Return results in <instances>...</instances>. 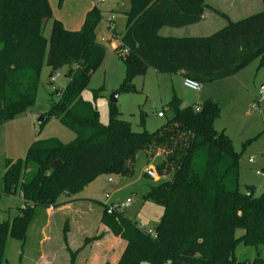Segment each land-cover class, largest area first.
<instances>
[{"label": "trees", "instance_id": "obj_1", "mask_svg": "<svg viewBox=\"0 0 264 264\" xmlns=\"http://www.w3.org/2000/svg\"><path fill=\"white\" fill-rule=\"evenodd\" d=\"M130 4L117 49H128L120 56L126 64L124 91L134 92L133 79L149 68L181 73L202 85L230 78L257 59L264 68V8L233 21L208 6L207 0H130ZM206 9L226 19L225 27L209 36L160 35L163 27L197 23ZM102 19L94 7L80 30L71 31L55 19L49 0H0V124L25 114L36 103L45 65L50 75L69 67V81L56 90L59 99L40 125L55 117L76 134L70 143L54 137L35 140L25 158L5 160L0 198L20 195L24 207L12 222L0 221V264L6 261L10 238L25 245L38 208L62 205V193L76 196L101 174L124 176L139 150L159 148L165 158L156 169L170 178L147 198L164 208L153 234L123 212L114 209L108 214L99 202L103 222L126 243L117 264H264L260 254L252 262L237 256L240 245L264 248V193L256 195L254 185L241 190L244 151H236L230 136L216 129L221 114L217 101L184 107L174 97L168 104L173 114L165 125L154 132H135L121 119L115 103H110L109 122L104 125L94 103L83 99L82 92L105 56L95 30ZM57 160L61 164L51 169ZM75 255L71 252L70 264Z\"/></svg>", "mask_w": 264, "mask_h": 264}, {"label": "rangeland", "instance_id": "obj_2", "mask_svg": "<svg viewBox=\"0 0 264 264\" xmlns=\"http://www.w3.org/2000/svg\"><path fill=\"white\" fill-rule=\"evenodd\" d=\"M88 1L90 0H62V2L61 0H50V4L56 18L67 19L68 21L65 22H72L69 20L70 17L82 16ZM123 1L126 3L127 0ZM110 3L99 4V8L103 11L101 13L103 19L95 29L98 41L105 47L103 63L91 75L90 84L82 92V97L84 100L94 103L99 110L101 123L107 125L111 109L110 98L119 92L120 96L115 105L121 112V119L131 123L135 132L143 129L153 132L165 125L171 117V113L168 112L166 117L159 118L157 112L164 104L159 102L160 99L166 100L168 98L170 79L174 78V75L161 73L160 75L164 76H161L159 80L156 77L137 75L132 81L134 92L122 90L121 87L126 78V64L120 57L124 51L115 50L109 40L111 35L108 26L111 22L108 20L110 18L108 11L110 10L107 9L113 6L115 2ZM123 8H126V5ZM252 12H255L254 7L233 10V20L244 19ZM113 15L114 27H116L119 35L115 38L118 45L120 36L126 30V15L121 6ZM79 21H75L72 28L63 26L71 31L80 30L82 24L78 25ZM226 22L222 16L216 14L212 23L189 26L183 28L184 30L180 33H183L181 34L183 36H209L224 28ZM51 25L52 20L48 21L45 30L48 36L51 33ZM163 28L161 35L165 37L180 35L176 34V31H172V27ZM68 71L69 67H62L50 76L51 69L45 65L40 77L41 84L37 91L36 103L28 109L27 114H22L11 122L0 124V184L5 160L25 158L26 151L34 140L54 137L65 143L74 141L76 134L62 125L55 117L49 118L43 126L40 125L44 113L50 110L52 102L59 99V93H56V90L63 89L67 85L69 81L66 76ZM263 75L264 68L259 67V59H257L243 68L239 75L232 78L231 80L238 86L237 89L241 91L237 94V105H231L228 98H222V101L218 102L221 106V114L217 120L219 129L227 128L228 136H230L235 150L244 151L240 163L241 190L245 191L246 183H254L259 188L257 195L264 193V174L260 176L257 173L260 170V165L264 162V157L259 154L255 162L251 163L249 155L253 152L250 150L253 146L262 147V154L264 155V98L258 101L259 91L254 88ZM51 77L56 78V81H52ZM200 94L196 96L198 99ZM194 102L191 101L189 104L196 106ZM196 102L200 103L198 100ZM141 113H144L145 126L141 123ZM248 140L250 142L242 150L243 144ZM137 155L134 162L130 164L131 171L128 174L124 176L115 173L101 174L76 195L77 197L94 199L91 200L93 204L88 205L86 202H81L72 209L64 212L58 211L51 218V221L46 219V216L42 217L47 209L38 208L37 214H35L36 216L28 229L25 245L22 247L21 241L9 239L5 250L6 261L4 264H70L71 252H76L73 264H117L125 249L123 248L125 241L121 236L113 233L111 228L103 222L104 208L98 201L119 206L125 203L126 198H130L132 202L122 209L124 214L137 221L138 224L142 223L145 226L144 229H151V231L159 223L164 210L163 206L147 200L150 190L164 179L150 178L146 168L149 164L147 155L140 150ZM108 178H112L113 181L108 182ZM27 179H29V174L25 175V180ZM105 193L110 195L107 201L104 199ZM67 196L65 192L62 193L59 201ZM21 205L22 201L18 196L2 195L0 198V221L12 222L19 212L18 207ZM106 207L108 214L113 212L110 206ZM78 210H84V215L73 218ZM117 211L121 212L120 210ZM242 233L243 230H240L239 234ZM257 254L264 258V248L257 249L254 246L240 245L237 249L239 260L252 262ZM142 264L151 263L142 261Z\"/></svg>", "mask_w": 264, "mask_h": 264}, {"label": "crops", "instance_id": "obj_3", "mask_svg": "<svg viewBox=\"0 0 264 264\" xmlns=\"http://www.w3.org/2000/svg\"><path fill=\"white\" fill-rule=\"evenodd\" d=\"M102 1L103 0H90V1H88V4L86 5V10L82 13V16H77L75 18L70 17L69 20L72 21V22H65V21H68V20L67 19L63 20V19H60L58 17L56 18L55 16L54 17H55V19H59L63 23L64 26L72 28L73 24H75V21L78 22L80 20L78 25L79 24L83 25L89 10L93 9L94 7H97L102 13L103 11H102L101 8H99V4H101V3L104 4L106 2H111L110 4H113L115 2L113 4V6H110L107 9V10H110V11H108L109 14H110V18L108 20H109V22L113 23V20H114V19H112L114 17L113 13L115 11H118L119 7L121 6L122 7V11L126 15V22H125V28H126V23H127V13L126 12L130 9V6H131L130 0H127L126 3L123 0H104V2H102ZM207 4L211 8H213V9L215 8V9L225 13L228 17H230L231 20H233V10L235 11V10H238V9H245L246 7H250V8L254 7L255 12H252V14H256V13H260L263 10V8H264L263 0H207ZM125 5H126V8H123V7H125ZM216 14L219 15L218 13H216L215 11H212L211 9H206L204 14H203V16H202V18L197 23L184 25L183 27H178V28L177 27L176 28L172 27L173 28L172 31H176L175 33L176 34H180V35H171V36L182 37L183 35H181V34H183V33H180V31H183L184 30L183 28H186V27H189V26H198L201 23H204V24L205 23H212L214 21V16H216ZM108 28L110 29V35H111L109 37V40L112 43V45L115 48V50H117L118 47H119L118 45L120 44V40H121V36L122 35L120 36L119 44L117 45V42L115 41L116 40L115 38H117L119 35L117 33L116 27H114L115 32H116L115 34H113V31L110 28V26H108ZM163 30H164V28L160 31V35H161ZM190 36L199 37V36H195V35H190ZM240 71H238L237 74L231 76L230 78H226V79H222V80H216L215 82L207 83V84H204V85L201 84L202 88L200 87V91H194V90H191L188 87H186L185 84H184L185 76H183V74H181V73L170 74V75H174L173 76L174 78L170 79V84H169L170 92H169L168 98L166 100H163L162 98L160 99L159 102L161 104L162 103H164V104L161 105L162 107L158 110V112L161 111V110H164L165 115L163 117H166L168 112H170L171 116H172L173 112L169 108L168 104L174 97H177L182 102L181 104L184 107L187 106V105H190L189 103L191 101H195L194 104L196 106H199L200 103H202L205 100L210 99V100L219 102V101H222V98L223 99L228 98L229 103L231 105L232 104L237 105V99H238L237 94H238V92H241V91L237 89L238 86L231 79L236 77L237 75H239ZM161 73L162 72H158L155 69L149 68L146 71V73L143 74V75H145V77H151V78L156 77L159 80V79H161V76H164V75H160ZM263 82H264V75L262 76L261 79H259L257 81V83H256L254 88L258 89V91H259L260 90L259 87L262 85ZM200 92H201V94H200ZM197 94H200V98L199 99H198V97H196ZM147 96L149 97L150 95L148 94ZM197 100L200 101V103L196 102ZM152 107H153V104H152ZM158 112H157V115H158ZM27 113H28V111L25 114H27ZM20 116L16 117L15 119L19 118ZM163 117H159V118H163ZM15 119H13V120H15ZM216 129H218L219 131H224L227 135L229 134L226 127L219 129L218 121L216 122ZM33 142H35V140ZM28 149H29V147H28ZM28 149H27V151H28ZM242 150H244V149H242ZM250 150L253 151L252 154L249 155L251 163L255 162L256 157L259 154H261L262 157H264V155L262 154L263 153V148L262 147L253 146L252 148H250ZM140 151H142L144 154H146L148 159H149V164L146 167L148 169V176L150 178H152V179H165L167 177V175H165V176L164 175H160L158 173V170L156 169V166L158 164H160L165 158L164 151L162 149H160V148L156 149L155 151H150V150H140ZM137 156H136V158H137ZM14 159H16V158H14ZM260 166H261L260 167L261 171L259 170V171H257V173H258V175L262 176L263 175L262 169L264 168V162ZM150 172H152L153 175H151ZM2 173L4 174V168L2 170ZM109 179L110 178H108V182H112L113 181V180L110 181ZM248 185H254L255 193L257 195V193L259 191V188L254 183L253 184L252 183H246V186H248ZM151 190H150V192H151ZM106 194H108V193H105V196H106ZM15 196H18L21 199V201H22L21 207H18V210H19V208L24 207L23 199H22V197L20 195H15ZM105 196H104V199L107 201ZM127 199L128 198H126V200ZM91 200L93 201L94 199H90V198H86V197H80V196H78V197L77 196H67L66 198H64V199H62L60 201L62 203V205H60L59 207H49V208H47L46 213H44L42 217L46 216V219L48 218L49 221H51V218H53L54 215H56L58 213V211L59 212H64L65 210L72 209L74 206L78 205V203H81V202H83V203L86 202V203H88V205L89 204H93V202H91ZM126 200H125V202H126ZM148 201H150V200H148ZM98 202H102V201H98ZM150 202H152V201H150ZM102 203L105 204L108 207L111 206V205H108L106 202H102ZM152 203H154V202H152ZM122 204H125V203H122ZM154 204H156V203H154ZM125 207H127V206H125ZM120 211L124 213L123 210H120ZM84 213H85L84 210L83 211L82 210H78L77 212H75V215H73V218L75 216H77V217L79 216L80 217V216L84 215ZM18 214H19V212H18ZM36 214H37V211H36ZM138 226H140V229L141 228L144 229V227H145L142 223L138 224ZM154 229L152 231H151V229H147V228L144 229V230L145 231H149L150 230L151 232H154ZM125 245H126V243H124V247H125Z\"/></svg>", "mask_w": 264, "mask_h": 264}, {"label": "built area", "instance_id": "obj_4", "mask_svg": "<svg viewBox=\"0 0 264 264\" xmlns=\"http://www.w3.org/2000/svg\"><path fill=\"white\" fill-rule=\"evenodd\" d=\"M102 2H104V0ZM109 26L111 28H114V24L112 22L110 23ZM123 51H124V53H127L128 52V49L125 48ZM56 75L58 76L59 74H56ZM51 78H52V81H56V78H54V77H51ZM184 84H185L186 87H188L191 90L200 91L201 83H199L198 81H196V80H194V79H192L190 77H185ZM259 88H260V90H259V98H258V101H261L264 98V82L262 83V85ZM164 115H165L164 110H161V111L158 112V116L159 117H163ZM109 180L112 181L111 178ZM105 197H106V199H108L109 198V194H106ZM131 202H132L131 199L128 198L126 200L125 204H121L119 206H113V205H111L110 206V209L111 210H114V209H116V210H122L123 208H125V206H128ZM147 232H150L151 234L154 233V232H151L150 230L147 231Z\"/></svg>", "mask_w": 264, "mask_h": 264}, {"label": "water", "instance_id": "obj_5", "mask_svg": "<svg viewBox=\"0 0 264 264\" xmlns=\"http://www.w3.org/2000/svg\"><path fill=\"white\" fill-rule=\"evenodd\" d=\"M119 96H120V93H119V92H116L115 94H113V95L111 96V98H110V102H112V103H117V101H118V97H119ZM43 120H44V119L42 118L41 121H40V123H41ZM60 164H61V161H60V160H57V161L53 162V163L50 165V167H51V169H56L57 166L60 165ZM150 174L153 175L152 172H150Z\"/></svg>", "mask_w": 264, "mask_h": 264}]
</instances>
